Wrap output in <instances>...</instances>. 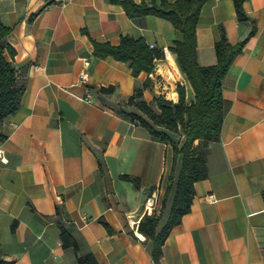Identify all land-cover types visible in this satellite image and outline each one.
<instances>
[{"label": "crops", "instance_id": "0c3cea01", "mask_svg": "<svg viewBox=\"0 0 264 264\" xmlns=\"http://www.w3.org/2000/svg\"><path fill=\"white\" fill-rule=\"evenodd\" d=\"M243 6L254 23L236 19L232 0H205L200 8L201 66L215 63L213 44L222 32L233 44L253 24L256 31L221 78L224 113L219 137L210 143L208 174L193 183L190 210L154 261L152 238L137 224L151 192L156 232L169 214L175 184L168 193L163 189L168 148L123 114L137 113L124 102L148 76H133L126 62L110 55H94L91 40L117 44L121 35L141 36L162 49L164 67L177 65L169 47L181 33L162 17H130L112 0H0V22L12 28L6 39L16 50L7 58L26 74L20 106L0 127L1 260L76 264L74 250L61 245V224L99 264H264V0ZM83 58L90 64L82 82ZM108 86L111 92L99 91ZM154 95L149 81L142 96L158 110ZM122 174L135 177L138 187Z\"/></svg>", "mask_w": 264, "mask_h": 264}, {"label": "trees", "instance_id": "16d2710c", "mask_svg": "<svg viewBox=\"0 0 264 264\" xmlns=\"http://www.w3.org/2000/svg\"><path fill=\"white\" fill-rule=\"evenodd\" d=\"M120 4L130 16L155 15L167 19L179 30L181 37L175 39L169 47L174 53L176 63L183 76L188 80L194 90V98L190 103L186 102L184 90L178 89L177 100L166 99L161 95H154L153 102L158 110L143 99L142 90L149 85V79L142 83L141 87H135L132 94L124 102L133 106L136 112H123L131 121L145 126L151 136L163 141L169 138L167 131H176L181 125L186 131V139L180 147L182 153L181 164L172 198L169 214L156 232L158 214L153 209L151 214H144L137 224V231L145 237L152 238L149 249L154 261H157L162 253V244L171 228L178 224L182 215L190 210V204L194 193L193 183L207 176V154L202 149V144L216 141L219 137L220 126L223 119L224 105L220 93V82L228 70L234 56L238 54L249 39L254 35L256 27L253 24L245 38L230 43L222 32L218 40L213 44L215 63L209 66H201L196 60V24L200 8L205 0H174L168 2L160 0L147 4L143 1L135 3L133 0H112ZM236 19L238 21L254 20L246 13L243 3L245 0H232ZM12 28L0 22V127L3 119L14 113L20 106V98L25 88V69H17L11 60L16 50L11 46L6 37ZM93 54L96 56L110 55L116 60L126 62L131 68L133 76L140 72L152 71L155 61L164 56L162 49L149 46L143 37H131L121 35L117 44L97 42L91 40ZM112 86L99 88L100 92H111ZM158 126L164 130L158 129ZM0 130V138H4ZM198 141L193 144L194 140ZM201 148V149H199ZM197 149H199L197 151ZM120 178L129 180L135 187L138 182L135 177L127 174ZM59 207L56 206V214ZM108 232L111 228L108 223L100 218ZM15 221L11 227L14 228ZM59 238L62 247H70L75 252L76 264H99L90 250H82L79 243L72 235L71 230L60 224ZM13 261L0 259V264H12Z\"/></svg>", "mask_w": 264, "mask_h": 264}, {"label": "built area", "instance_id": "2783aa9c", "mask_svg": "<svg viewBox=\"0 0 264 264\" xmlns=\"http://www.w3.org/2000/svg\"><path fill=\"white\" fill-rule=\"evenodd\" d=\"M161 58L155 61L154 68L152 71L147 73L148 79L150 80L152 87L155 90V95H161L166 99H170L176 101L174 99L175 88L177 85H183L182 80L180 78L181 71L178 65L174 63H170V65L166 64V66L161 67L159 64ZM90 64L89 58L82 59V66L79 71L78 78L80 81H86L88 77L87 67ZM171 85L172 87L170 88ZM84 99L90 100L89 92H86L83 96ZM207 199L209 201H214V197L212 194H208ZM157 196L155 192H151L145 199L143 208L145 214H151L155 204H156Z\"/></svg>", "mask_w": 264, "mask_h": 264}, {"label": "rangeland", "instance_id": "374dc122", "mask_svg": "<svg viewBox=\"0 0 264 264\" xmlns=\"http://www.w3.org/2000/svg\"><path fill=\"white\" fill-rule=\"evenodd\" d=\"M182 74V72H181ZM183 76V75H182ZM179 87H182L184 90V95L186 98V102L190 103V101L193 100L194 98V90L190 83L187 82L183 83V85H177L175 88V93L174 96L177 98L178 96V89ZM158 129L164 130L162 127L158 126ZM169 134V138L163 140V142L167 145L168 148V156L165 161L163 159V164L165 166V184L163 186V189H166V193H168L169 188H171L177 179V175L179 173L180 169V164H181V157L182 153L179 151L180 147L182 146L183 142L186 139V131H184L183 127L181 125L177 126L176 131H167ZM198 141V139H195L193 144H195ZM210 143L207 144H202V149L206 151V154L208 156L210 152ZM199 148V149H201ZM197 149V151L199 150Z\"/></svg>", "mask_w": 264, "mask_h": 264}]
</instances>
